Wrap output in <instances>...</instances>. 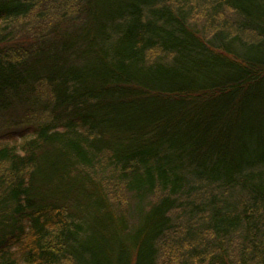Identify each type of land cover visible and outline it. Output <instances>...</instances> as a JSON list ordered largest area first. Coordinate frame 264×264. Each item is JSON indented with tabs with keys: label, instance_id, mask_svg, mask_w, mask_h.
Masks as SVG:
<instances>
[{
	"label": "trees",
	"instance_id": "obj_1",
	"mask_svg": "<svg viewBox=\"0 0 264 264\" xmlns=\"http://www.w3.org/2000/svg\"><path fill=\"white\" fill-rule=\"evenodd\" d=\"M19 261L264 264V0H0Z\"/></svg>",
	"mask_w": 264,
	"mask_h": 264
},
{
	"label": "rangeland",
	"instance_id": "obj_2",
	"mask_svg": "<svg viewBox=\"0 0 264 264\" xmlns=\"http://www.w3.org/2000/svg\"><path fill=\"white\" fill-rule=\"evenodd\" d=\"M19 121V120H18ZM25 126V123H22V122H19L18 124H16L14 127H13V130H19L21 128H23ZM3 130V129H2ZM22 261V259H21ZM19 261L20 264H25L23 262Z\"/></svg>",
	"mask_w": 264,
	"mask_h": 264
}]
</instances>
